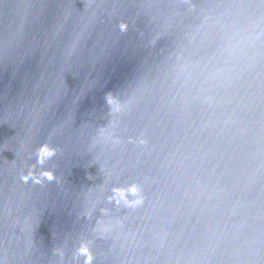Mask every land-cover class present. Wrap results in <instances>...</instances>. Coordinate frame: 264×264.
<instances>
[{
    "label": "water",
    "instance_id": "95a60500",
    "mask_svg": "<svg viewBox=\"0 0 264 264\" xmlns=\"http://www.w3.org/2000/svg\"><path fill=\"white\" fill-rule=\"evenodd\" d=\"M0 264H264V0H0Z\"/></svg>",
    "mask_w": 264,
    "mask_h": 264
},
{
    "label": "clouds",
    "instance_id": "9594fccd",
    "mask_svg": "<svg viewBox=\"0 0 264 264\" xmlns=\"http://www.w3.org/2000/svg\"><path fill=\"white\" fill-rule=\"evenodd\" d=\"M53 156H55V149L51 148L47 143H43L39 146V148L36 150V164L30 166V168L27 170L26 174L21 176V179L27 183L30 179H32V173L33 170L36 168V165L41 166V171L44 172L48 179H52V175L50 172H48L46 169L43 168V165L50 160ZM135 195L132 191L120 187V186H114L111 189V194L107 196V200L110 203H115L116 205H119L121 201H128L130 198H132Z\"/></svg>",
    "mask_w": 264,
    "mask_h": 264
}]
</instances>
